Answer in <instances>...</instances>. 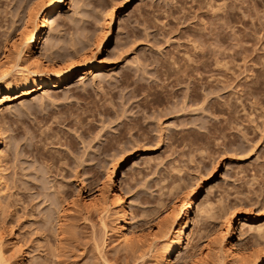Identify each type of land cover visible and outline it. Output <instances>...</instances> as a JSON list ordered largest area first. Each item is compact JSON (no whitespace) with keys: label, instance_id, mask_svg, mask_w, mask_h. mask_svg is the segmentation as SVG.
Returning a JSON list of instances; mask_svg holds the SVG:
<instances>
[{"label":"rangeland","instance_id":"obj_1","mask_svg":"<svg viewBox=\"0 0 264 264\" xmlns=\"http://www.w3.org/2000/svg\"><path fill=\"white\" fill-rule=\"evenodd\" d=\"M50 1L0 0L5 257L167 264L164 235L183 223L192 198L189 240L174 264H256L264 255V0H66L46 22ZM40 32L37 54L61 73L87 61L104 60V69L22 94L36 85L16 67H38L19 49ZM114 186L131 212L125 241ZM229 222L240 260L225 251Z\"/></svg>","mask_w":264,"mask_h":264},{"label":"bare ground","instance_id":"obj_2","mask_svg":"<svg viewBox=\"0 0 264 264\" xmlns=\"http://www.w3.org/2000/svg\"><path fill=\"white\" fill-rule=\"evenodd\" d=\"M44 2V1H43ZM42 2V3H43ZM66 3V0H54L48 2L47 11H46V18L45 21L48 22L54 12H57V10ZM42 6V5H41ZM45 33H34L27 44L25 45V48L19 49V57H22L25 55L30 61H32L37 67V70H29L28 68H18V74L19 78L24 80V83L32 82L34 83L35 88H31L29 91L22 92V94H30L31 92L41 90L45 87H56L59 88L62 86L65 82L72 79L75 76V73L77 71L82 70L83 73H86L85 70L88 68H94L95 70H102L104 69V66H102L104 60H99L98 63L94 64L93 61H87L83 64H80L78 66L76 65H69L71 67H68L65 71V73H61V69L56 65V63L52 62V59L49 61L44 60L40 55L37 54V43L39 40L43 37ZM29 37V36H28ZM111 39V36L105 37L102 42L98 45V48H96V53H101L107 50V46L109 44V41ZM79 49V48H78ZM81 50V49H80ZM83 50V49H82ZM25 51V53H24ZM78 50L76 49V52ZM93 55V54H92ZM16 66V65H15ZM21 67V66H20ZM9 73H3L0 78H5ZM187 77L190 76V74H186ZM181 78V77H180ZM178 78V79H180ZM144 88V87H143ZM4 135L3 132L0 129V147L4 145ZM0 162H1V156H0ZM2 171L0 169V194L3 191V185H5V181L3 180ZM6 186V185H5ZM110 201L113 206L119 209V221L116 225V230L119 233V237L122 240H128L131 236L129 235L131 232L129 231V222L131 219V212L130 208L128 206L127 200L122 195L120 190L116 188L115 186L112 188L111 194H110ZM86 205L89 206V204L93 203L92 200H85ZM94 204V203H93ZM192 204L193 199L191 198L189 201H187L186 204V216L183 223L176 222L172 226H170L167 229V234L164 235V244L167 246L166 251L164 252L162 256V262H166L167 264H174L175 256L177 251L182 248L188 239V231H189V224L191 222V212H192ZM117 209V210H118ZM108 211V210H107ZM250 221L257 222L258 216H252L248 217ZM247 218V219H248ZM105 223V222H104ZM106 225V224H105ZM105 227V226H104ZM260 231H262L260 229ZM222 240L226 242V253L228 256H231L232 258L236 256L241 255V249L239 248V245L233 240V228L232 223L229 222V224L222 230ZM1 243V242H0ZM243 251V250H242ZM227 257V256H226ZM238 257L234 258L237 259ZM229 258V257H228ZM240 260V258H238ZM254 261L256 264H264V255L263 253H257L254 255ZM0 264H11V262L5 257L4 252L0 245ZM22 264H25L24 262Z\"/></svg>","mask_w":264,"mask_h":264}]
</instances>
